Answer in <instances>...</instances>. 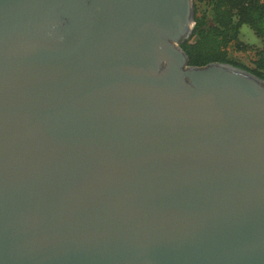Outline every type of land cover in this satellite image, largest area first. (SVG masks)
Wrapping results in <instances>:
<instances>
[{
    "label": "water",
    "instance_id": "95a60500",
    "mask_svg": "<svg viewBox=\"0 0 264 264\" xmlns=\"http://www.w3.org/2000/svg\"><path fill=\"white\" fill-rule=\"evenodd\" d=\"M193 0H0V264H264V78L189 64Z\"/></svg>",
    "mask_w": 264,
    "mask_h": 264
},
{
    "label": "trees",
    "instance_id": "16d2710c",
    "mask_svg": "<svg viewBox=\"0 0 264 264\" xmlns=\"http://www.w3.org/2000/svg\"><path fill=\"white\" fill-rule=\"evenodd\" d=\"M194 24L180 46L192 65L220 61L247 69L264 78V51L257 53L248 67L230 57L229 49L246 51L250 45L240 38V27L247 25L264 39V6L255 0H193Z\"/></svg>",
    "mask_w": 264,
    "mask_h": 264
},
{
    "label": "rangeland",
    "instance_id": "374dc122",
    "mask_svg": "<svg viewBox=\"0 0 264 264\" xmlns=\"http://www.w3.org/2000/svg\"><path fill=\"white\" fill-rule=\"evenodd\" d=\"M239 38L250 45V49L246 51H236L233 48L229 49V55L236 61L243 63L248 67L253 66V60L256 57L257 53L260 51H264V39L258 38L254 32L247 26L242 25L240 27V35Z\"/></svg>",
    "mask_w": 264,
    "mask_h": 264
},
{
    "label": "built area",
    "instance_id": "2783aa9c",
    "mask_svg": "<svg viewBox=\"0 0 264 264\" xmlns=\"http://www.w3.org/2000/svg\"><path fill=\"white\" fill-rule=\"evenodd\" d=\"M257 3L261 4L264 6V0H255Z\"/></svg>",
    "mask_w": 264,
    "mask_h": 264
}]
</instances>
